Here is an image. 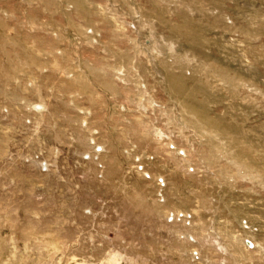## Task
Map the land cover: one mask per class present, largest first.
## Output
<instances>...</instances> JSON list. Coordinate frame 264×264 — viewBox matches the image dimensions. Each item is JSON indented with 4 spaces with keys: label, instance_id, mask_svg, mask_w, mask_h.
<instances>
[{
    "label": "rangeland",
    "instance_id": "1",
    "mask_svg": "<svg viewBox=\"0 0 264 264\" xmlns=\"http://www.w3.org/2000/svg\"><path fill=\"white\" fill-rule=\"evenodd\" d=\"M0 264H264V0H0Z\"/></svg>",
    "mask_w": 264,
    "mask_h": 264
},
{
    "label": "built area",
    "instance_id": "2",
    "mask_svg": "<svg viewBox=\"0 0 264 264\" xmlns=\"http://www.w3.org/2000/svg\"><path fill=\"white\" fill-rule=\"evenodd\" d=\"M98 151H101V149H98Z\"/></svg>",
    "mask_w": 264,
    "mask_h": 264
}]
</instances>
